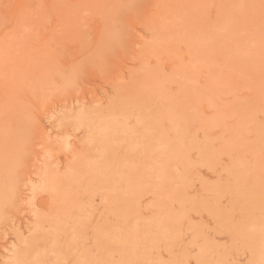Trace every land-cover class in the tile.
<instances>
[{"label": "rangeland", "instance_id": "1", "mask_svg": "<svg viewBox=\"0 0 264 264\" xmlns=\"http://www.w3.org/2000/svg\"><path fill=\"white\" fill-rule=\"evenodd\" d=\"M0 264H264V0H0Z\"/></svg>", "mask_w": 264, "mask_h": 264}]
</instances>
